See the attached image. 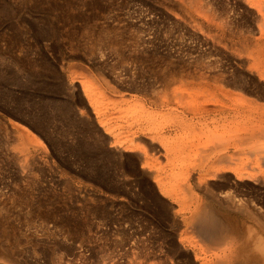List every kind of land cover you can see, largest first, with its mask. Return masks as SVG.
I'll return each mask as SVG.
<instances>
[{
  "label": "rangeland",
  "instance_id": "374dc122",
  "mask_svg": "<svg viewBox=\"0 0 264 264\" xmlns=\"http://www.w3.org/2000/svg\"><path fill=\"white\" fill-rule=\"evenodd\" d=\"M260 43L264 0H0V264H194L187 174L264 215Z\"/></svg>",
  "mask_w": 264,
  "mask_h": 264
},
{
  "label": "bare ground",
  "instance_id": "6f19581e",
  "mask_svg": "<svg viewBox=\"0 0 264 264\" xmlns=\"http://www.w3.org/2000/svg\"><path fill=\"white\" fill-rule=\"evenodd\" d=\"M260 44L258 45V48L255 51L256 54L253 58L255 61L254 65L257 66L256 68L259 70V72H261V74H264V46H263L264 44H261V45ZM167 76H168V74H167ZM203 77H202V80H203ZM220 80H222V79H220ZM190 81H191V79H190ZM208 82H210V81L208 80ZM214 82H216V83H214ZM214 82L211 83V85L213 84L212 87H214L213 92H215V93H216V91L219 92V93H217L218 98H216V99H217V102L220 104L219 106H221L222 112L224 114H227V112H229V111L235 112L237 114V116L235 115V117L239 118L244 113L246 106L249 107L250 112H252V110L256 108V105L254 106L255 108H252V106L255 104V103L253 104L252 101L251 102L248 100L245 101L242 99V96L235 94V92L228 90L229 88L226 89V88H223L222 86H220V83H221L220 81L217 80ZM206 84L209 85L208 83H206ZM202 87H200L199 89L202 90ZM199 89H198V91H199ZM206 90H207V88H206ZM198 93H200V92H198ZM204 94H206V93H204ZM208 94H210V93H208ZM193 95H194V92H193ZM181 97H183V96H181ZM195 98H196V96H195ZM176 99H179V98H176ZM206 100H208V99H206ZM180 101H181V98H180ZM175 103H176V101H175ZM162 104H163V102H162ZM161 108H163V107H161ZM256 112H258V111L256 110ZM258 113H260V112H258ZM195 116H196V114H195ZM198 116H200V115L198 114ZM253 116H255V115H253ZM226 117H222V118L225 119ZM211 118H212V116H211ZM241 120L239 121L240 123H241ZM230 122H232V118H231V121H229L228 123L230 124ZM239 122L237 124L241 125V124H239ZM244 123H245V121H244ZM237 124H235V126H237ZM236 135H237V133L235 134V136ZM250 145H252V144L250 143ZM255 145L256 144H254V146ZM237 146H238V144H237ZM254 146L252 145L251 149H253ZM258 146L259 145H257V147ZM258 148H260V147H258ZM167 149H169V148H167ZM254 149H256V147ZM259 150H261V149H259ZM253 151H255V150H253ZM256 153H257V151H256ZM211 155H213V154H211ZM214 160H212V161H214ZM230 161L231 160H229V162ZM214 164H216V163H214ZM217 166H218V164H217ZM208 171H209V169H208ZM192 176H193L192 174H187L186 176H184L180 179V182L178 185L176 184L178 186L177 190H176V200H177V206L179 208V212L181 215L180 218H182L183 223L185 225H187L191 231V235H192L191 236V244L193 246L194 264H264V218H263L264 215H260L259 214L260 212L258 213V211H255L257 207L255 208V205L253 204L254 202H251V201L245 199L244 197H241L242 193H239V192H242V191L237 192V190H235V189L226 188V187L219 188V190L217 192L207 190V191L202 193V192L198 191L196 189V187L194 188V186L189 185L188 181H190ZM207 176L208 175H206V174L200 173L196 179H198V181L201 182ZM242 176H241V178H242ZM194 181H196V180H194ZM214 190H216V189H214ZM259 211H261V210H259Z\"/></svg>",
  "mask_w": 264,
  "mask_h": 264
}]
</instances>
